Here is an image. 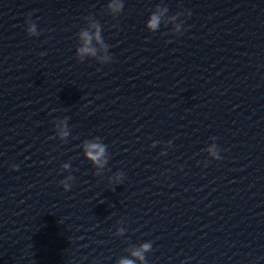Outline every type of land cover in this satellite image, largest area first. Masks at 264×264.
Masks as SVG:
<instances>
[{"label":"water","instance_id":"water-1","mask_svg":"<svg viewBox=\"0 0 264 264\" xmlns=\"http://www.w3.org/2000/svg\"><path fill=\"white\" fill-rule=\"evenodd\" d=\"M108 3L0 0V264H264V0Z\"/></svg>","mask_w":264,"mask_h":264},{"label":"clouds","instance_id":"clouds-1","mask_svg":"<svg viewBox=\"0 0 264 264\" xmlns=\"http://www.w3.org/2000/svg\"><path fill=\"white\" fill-rule=\"evenodd\" d=\"M108 7L111 12L119 13L124 8L123 0H109ZM159 26H160V14H152L147 22L146 27L151 31H155L159 28ZM92 27L95 29L94 34L88 31H83L81 33L83 46L78 49V55H80L81 57H83L85 54H89L92 56L96 54V50L90 46L93 40L102 43L100 25L93 23ZM27 31L30 36L37 35L36 25L32 24L27 29ZM65 129H66V125H64L61 129L60 134L62 138L68 135V132ZM84 153L86 158L89 159L94 165H98L102 167L103 164L106 162L105 160L106 145L104 143L99 142L98 139L86 142L84 144ZM213 157L215 160H219L221 158L220 155L216 154L215 152H213ZM64 167L68 168L69 165L65 164ZM72 179L74 178L69 176L65 180L60 181L65 191H69L71 189L72 185L68 181ZM151 249H152L151 243H144L140 246L138 250H134L131 253V255L143 261L145 259L144 253L151 251ZM119 264H135V261L133 259L124 258L119 261Z\"/></svg>","mask_w":264,"mask_h":264}]
</instances>
